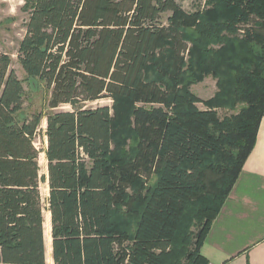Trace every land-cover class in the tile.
I'll list each match as a JSON object with an SVG mask.
<instances>
[{
    "label": "trees",
    "instance_id": "trees-1",
    "mask_svg": "<svg viewBox=\"0 0 264 264\" xmlns=\"http://www.w3.org/2000/svg\"><path fill=\"white\" fill-rule=\"evenodd\" d=\"M211 4L26 1L18 59L51 89L54 110L45 149L54 264L209 263L202 244L264 117V0ZM11 64L0 53V264H47L43 115L22 113ZM209 74L218 92L205 101L189 87ZM105 97L112 107L83 105Z\"/></svg>",
    "mask_w": 264,
    "mask_h": 264
},
{
    "label": "crops",
    "instance_id": "crops-1",
    "mask_svg": "<svg viewBox=\"0 0 264 264\" xmlns=\"http://www.w3.org/2000/svg\"><path fill=\"white\" fill-rule=\"evenodd\" d=\"M46 177L49 197L48 162ZM201 253L208 264H264V117L255 147L213 220Z\"/></svg>",
    "mask_w": 264,
    "mask_h": 264
},
{
    "label": "rangeland",
    "instance_id": "rangeland-1",
    "mask_svg": "<svg viewBox=\"0 0 264 264\" xmlns=\"http://www.w3.org/2000/svg\"><path fill=\"white\" fill-rule=\"evenodd\" d=\"M26 1L27 0H0V53H6L12 58L11 68L23 82L24 105L22 113L25 116H31L35 113L43 115L41 126L35 136V145L39 151H45L47 147L46 116L54 111L48 105L51 98V89L47 86L45 81L29 78L18 59L19 44L26 33V22L29 19V12L25 10ZM177 1L189 12L196 10L204 12L212 7L211 0ZM240 35L242 36L243 33L240 32ZM213 47L215 48V45ZM189 89L205 101L212 100L218 92L217 79L212 74L206 75L202 81L191 84ZM113 104L114 101L111 98L105 97L97 101L86 102L83 105L86 108H95L100 105H109L112 107ZM198 106L205 108L206 104L199 103ZM70 108V106L61 107V109ZM240 108L241 105L236 110L222 109L219 110V113L221 117L231 116L236 114ZM40 168L41 176H46L47 172L45 166H40ZM155 179L156 177H153L150 183H153ZM46 184L45 181H42L40 186L43 205L45 207V215L48 212V188Z\"/></svg>",
    "mask_w": 264,
    "mask_h": 264
},
{
    "label": "bare ground",
    "instance_id": "bare-ground-1",
    "mask_svg": "<svg viewBox=\"0 0 264 264\" xmlns=\"http://www.w3.org/2000/svg\"><path fill=\"white\" fill-rule=\"evenodd\" d=\"M39 164L40 166H45L46 172H47V161H46V154L44 151L40 152L39 155ZM47 185V184H46ZM48 188V186H47ZM48 190V189H47ZM50 212L48 211L47 214L45 215V224L44 227L46 232H45V243H46V256H47V264H53V259H52V235H51V217H50ZM47 223V225H46Z\"/></svg>",
    "mask_w": 264,
    "mask_h": 264
}]
</instances>
